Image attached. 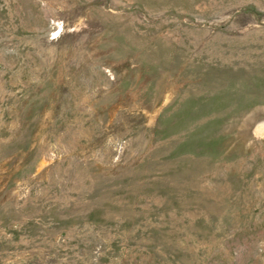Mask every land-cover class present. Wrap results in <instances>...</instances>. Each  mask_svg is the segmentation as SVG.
Here are the masks:
<instances>
[{"label": "rangeland", "instance_id": "374dc122", "mask_svg": "<svg viewBox=\"0 0 264 264\" xmlns=\"http://www.w3.org/2000/svg\"><path fill=\"white\" fill-rule=\"evenodd\" d=\"M0 264H264V0H0Z\"/></svg>", "mask_w": 264, "mask_h": 264}]
</instances>
